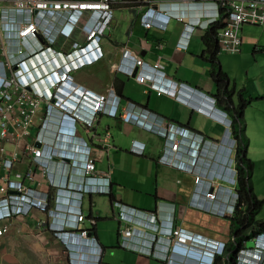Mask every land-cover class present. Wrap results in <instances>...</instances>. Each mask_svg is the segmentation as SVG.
Instances as JSON below:
<instances>
[{
    "label": "built area",
    "instance_id": "obj_1",
    "mask_svg": "<svg viewBox=\"0 0 264 264\" xmlns=\"http://www.w3.org/2000/svg\"><path fill=\"white\" fill-rule=\"evenodd\" d=\"M113 1L0 0V237L9 233L15 217L30 213L33 208L49 212L53 220L62 215L60 222L52 221V229L67 244L71 236L89 237V230L80 226L86 219L81 199L85 194L109 193L111 177L108 172L98 174L96 146L79 134V125L85 131L93 132L101 114L145 127L163 137L165 146L158 161L180 170L196 172L195 196L198 201L195 204L200 203L199 197L214 201L222 199L223 190L215 182V178L221 175L208 170L206 164L212 161L213 148L230 141L237 143L233 136L232 117L224 119L226 131L220 141H215L156 113L137 109L135 104L123 103L121 95L111 87L97 93L74 81L73 68L106 55V31L112 30ZM144 1L149 3L153 0ZM198 4H209L215 9L208 21L195 17L186 23L184 12L170 14L162 7L154 9L150 6L143 15L145 26L163 28L172 17L185 22L186 28L178 43V48L184 49L196 26L207 28L216 22L223 8L226 9V25L218 34L220 52L236 54L241 51L239 32L242 26L264 25V0H212L211 3L200 1ZM62 43H69V49L63 50ZM58 56L65 59V64H59ZM137 66L141 68L136 76L138 81L150 80L158 94H175L176 89L161 80L168 77L159 63L151 66L135 55L133 66H127L126 73L133 75ZM40 70L43 73L39 72L40 77L36 78L34 72ZM48 82H51L49 87L46 85ZM100 141V149L105 153L113 146L111 131L107 130ZM38 142L41 145H37ZM70 146L76 149L71 151ZM85 146L89 149L87 154L83 152ZM231 149L229 146V151ZM132 151L144 152L135 147ZM27 153H31L36 168L39 165L51 188L56 189V194L39 187L34 167H29L24 173L16 172L13 177L15 162ZM232 172L237 179V167ZM33 181L36 185L32 184ZM71 200L78 203L72 212L68 209ZM237 202L236 190L230 204L232 214L236 212ZM124 208L122 205V212ZM215 210L218 214L227 213L222 206ZM141 214L144 220H151L149 225L154 229L148 238H144L146 244L140 248L149 256L190 264L188 257L182 258L180 252L201 251L216 257L218 251L221 257L227 255V248H222L226 241L176 226L174 222L162 223L154 211ZM124 218L130 223L122 231V244L135 249L129 238L135 237L138 230L131 224L132 217ZM62 223H66L70 230H64ZM260 236L264 238V228L255 235L253 247L245 245L238 250L235 264H264V241H259ZM90 249L93 251L95 248L92 246ZM97 251L98 264L101 251L99 248Z\"/></svg>",
    "mask_w": 264,
    "mask_h": 264
},
{
    "label": "crops",
    "instance_id": "obj_2",
    "mask_svg": "<svg viewBox=\"0 0 264 264\" xmlns=\"http://www.w3.org/2000/svg\"><path fill=\"white\" fill-rule=\"evenodd\" d=\"M200 1L212 2L153 0L148 3L144 0H114L112 30L106 31V55L73 68L74 81L97 93H103L111 87L121 95L123 103L135 104L137 109L156 113L163 119L186 127L207 139L220 141L226 131L224 110L232 116L233 108L228 107L222 99L220 102L216 100L217 85L211 75L214 65L204 53L205 45L202 40L207 28L196 26L187 48H178L186 28L185 22L188 23L195 17L208 21L213 10L215 11L209 4L200 6ZM150 6L154 9L162 7L170 14L184 12L185 22L172 17L163 28H148L143 15ZM246 25L239 32L242 38L239 56L243 54L242 47L245 49L244 55L250 54L253 43H256L255 49L264 50V33L258 35L249 32L248 41L245 34L242 36ZM64 44L60 45H63V50L69 49V43ZM135 55L143 58L148 65L159 63L168 77L161 80L176 89L175 94H158L150 80L138 81L136 76L141 71L139 66L135 68L133 75L127 74L125 70L127 66H133ZM249 66H255L257 70H248L247 76L240 81H234L226 73L230 77L229 88L235 89L233 105L238 104V92L244 87L248 95L262 96L255 98L244 112L245 133L249 138L247 153L248 157L254 158L251 154L254 146L260 147L264 155V79L263 83L254 85L253 90L248 87L251 88L252 79L264 72V68L261 69L256 59ZM107 130L112 133L113 146L102 153L100 139ZM79 134L96 146L98 174L108 172L111 177L109 193L85 194L81 199V207L87 218L80 226L89 230V237L79 239V236H74L72 242L79 249H71L52 229V221L60 222L62 215L53 220V215L49 212L33 208L30 213L15 217L9 233L0 237V264H97L98 248L101 251L98 264H179L177 261L167 262L149 256L140 250L146 244L144 238H148L154 231L149 225L151 220L142 218L141 213L144 211L157 212L162 223L164 220L174 222L176 226L226 241L228 249L231 244H235L236 239L242 242V246H254L256 221L264 219V205L254 217L245 216L244 212L232 214L230 211L233 192L238 188L236 176L232 172L236 167L238 142L233 143L230 151L229 142L217 149L213 148L211 166L206 164L208 170L212 169L215 175H221L220 178H215L216 185L223 190L221 201L199 197L201 204H195L198 201L195 196L196 172L180 170L158 161L165 146V140L159 134L104 114L99 116L93 132H87L79 125ZM133 147L142 149L143 154L133 152ZM35 164L31 153H27L15 162L12 175L16 172L24 173L29 167H34L39 187L56 194V189L51 188L41 168L39 165L36 168ZM32 184L36 185V181ZM254 191L257 192L255 187ZM256 194L264 199L263 192L258 191ZM64 195L72 197L69 194ZM73 198L77 199V196ZM122 205L125 206L124 212ZM221 206L227 213H216L215 209ZM124 216L132 217L134 220L131 224L138 230L135 237L129 238L135 249L122 244V231L130 223ZM92 220H95V224ZM92 246L95 248L93 251L90 249ZM233 251L234 249H229L227 255L217 258L215 264H229V255Z\"/></svg>",
    "mask_w": 264,
    "mask_h": 264
},
{
    "label": "trees",
    "instance_id": "obj_3",
    "mask_svg": "<svg viewBox=\"0 0 264 264\" xmlns=\"http://www.w3.org/2000/svg\"><path fill=\"white\" fill-rule=\"evenodd\" d=\"M221 17L216 21L211 23L202 37L203 43L205 45L204 53L209 56L210 61L213 63L214 67L212 69V78L217 85V96L216 100L220 102V99L226 102L228 107L233 108L232 114V130L233 136L237 139V148H236V167L238 171L237 176V193H238V202L236 205V214L244 212L245 216L254 217L263 207L264 199H260L254 191L253 186V173L255 164L248 157V145L249 138L245 133L246 120L244 112L246 107L255 99L261 98L262 96H252L247 94V89L244 87L239 90V102L235 106L233 105L232 96L234 93V87L231 89L230 86V77L224 71L221 66L218 54L220 53V45L218 34L219 31L226 25V9H221ZM247 94V96H246ZM227 111V110H226ZM242 220V218H241ZM257 228L254 231V234H257L264 228V219L256 221ZM242 247V242L237 240L235 244L229 246L230 250H233L229 255V264H235L236 256L238 250ZM228 249V250H229Z\"/></svg>",
    "mask_w": 264,
    "mask_h": 264
},
{
    "label": "rangeland",
    "instance_id": "obj_4",
    "mask_svg": "<svg viewBox=\"0 0 264 264\" xmlns=\"http://www.w3.org/2000/svg\"><path fill=\"white\" fill-rule=\"evenodd\" d=\"M249 32H253L258 35H261L262 33H264V26L246 25L245 31L244 33H242V36H244L245 34L246 35L245 39H248V41L250 39L248 37ZM256 38H258V36ZM254 41L255 39L252 42ZM255 46L256 43H253L250 50V54L244 55V50H245L244 47H242L243 54L241 56H239L240 53L231 54V53L221 52L219 54V59L221 61L222 68L230 75V77L234 81H240L242 78L247 76L248 70L251 72L257 70L255 66H249L252 60L255 59L258 60V64L261 65V69L264 68V50L255 49ZM263 79H264V72L262 71L260 75L252 79L251 88L248 87L247 84L248 89L253 90L254 85L258 86L261 82L263 83ZM254 147L255 148L251 149L252 152L251 154L254 156V158H251L249 156L251 159H253V162L255 164V169L253 174L254 187L255 190H257V192L259 191L264 193V155H262L260 147L258 146H254ZM248 246L251 247V245Z\"/></svg>",
    "mask_w": 264,
    "mask_h": 264
},
{
    "label": "clouds",
    "instance_id": "obj_5",
    "mask_svg": "<svg viewBox=\"0 0 264 264\" xmlns=\"http://www.w3.org/2000/svg\"><path fill=\"white\" fill-rule=\"evenodd\" d=\"M58 61H59V64H62L63 65V63L65 62V59H63L61 56H58ZM56 64V63H55ZM23 71L25 72V73H27L26 74V76L27 77H29L30 78V75H29V73L27 72V70L25 69V68H23ZM39 72L42 74L43 73V70L41 71H38V72H34V74H35V77L36 78H39L40 77V74H39ZM50 83L51 82H48V83H46V85L49 87L50 86ZM41 87L42 88H46V86H45V84H41ZM77 92V91H76ZM67 95V93H65L64 94V96H66ZM66 102H69V100H66ZM221 111H222V109H221ZM225 111V114H224V119L225 120H228V119H230L232 116L230 115V113L228 112V111H226V110H224ZM72 123L76 126L77 124H76V122H75V120H72ZM64 125V124H63ZM61 131L62 132H64L65 131V129L62 127L61 128ZM230 144H229V146H232L233 145V142L231 141V142H229ZM86 147V146H85ZM64 149V148H63ZM73 149H76L75 147H73V146H70V150L72 151ZM83 152L85 153V154H87V152H89V149L86 147V148H84L83 149ZM67 175V174H66ZM108 189L109 190H111V182H110V184L108 185ZM74 200V199H73ZM73 200H71L70 201V204H69V206H68V209H69V211H73L74 210V208L73 207H77V202L75 203V201H73ZM164 222H166L165 220H164ZM61 226L63 227V229L64 230H67V229H65V228H68L69 226L66 224V223H62L61 224ZM73 237L74 236H71L70 238H69V240H68V247H70L71 249H73V248H77V249H79V246L77 245V244H75V243H73L72 241H73ZM259 241H264V238H262V236H260L259 237ZM225 242V241H224ZM222 248H223V250L225 249V248H227V250H228V244L227 243H224V245H222ZM75 250V249H74ZM73 250V252H75ZM190 251H193V250H190ZM195 252H197V253H195ZM195 252H190L189 254L187 253H183V251L182 252H180L179 253V255L182 257V258H184V257H188V259H189V261L191 262L190 264H215V261L217 260V258H219V257H221V253L220 252H216V254H217V256L215 257L214 255H211V254H208V253H206V252H201V251H195ZM182 262V261H181Z\"/></svg>",
    "mask_w": 264,
    "mask_h": 264
},
{
    "label": "bare ground",
    "instance_id": "obj_6",
    "mask_svg": "<svg viewBox=\"0 0 264 264\" xmlns=\"http://www.w3.org/2000/svg\"><path fill=\"white\" fill-rule=\"evenodd\" d=\"M125 58H126V57H125ZM125 58H124V59H125ZM118 66H119V65H118ZM180 89H181V88H180ZM54 194H55V193H54ZM74 197H75V196H74ZM84 197H85V196H84ZM70 198H71V197H70ZM82 204H83V203H82ZM82 204H81V205H82ZM86 218H87V217H86ZM94 224H95V223H94ZM73 239H74V238H73ZM79 239H81V238H79ZM76 241H77V240H76ZM79 241H80V240H79ZM86 242H87V241H86ZM73 243H74V242H73ZM90 243H91V242H90ZM83 252H86V251H83ZM98 253H99V252H98ZM74 255H75V254H74ZM175 262H176V261H175ZM177 263H178V262H177Z\"/></svg>",
    "mask_w": 264,
    "mask_h": 264
},
{
    "label": "water",
    "instance_id": "obj_7",
    "mask_svg": "<svg viewBox=\"0 0 264 264\" xmlns=\"http://www.w3.org/2000/svg\"><path fill=\"white\" fill-rule=\"evenodd\" d=\"M37 145H41V144L38 142Z\"/></svg>",
    "mask_w": 264,
    "mask_h": 264
}]
</instances>
